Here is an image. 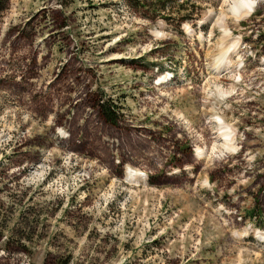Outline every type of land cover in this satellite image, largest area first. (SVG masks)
<instances>
[{"label": "rangeland", "instance_id": "rangeland-1", "mask_svg": "<svg viewBox=\"0 0 264 264\" xmlns=\"http://www.w3.org/2000/svg\"><path fill=\"white\" fill-rule=\"evenodd\" d=\"M155 1L0 0V264H264V0Z\"/></svg>", "mask_w": 264, "mask_h": 264}, {"label": "trees", "instance_id": "trees-1", "mask_svg": "<svg viewBox=\"0 0 264 264\" xmlns=\"http://www.w3.org/2000/svg\"><path fill=\"white\" fill-rule=\"evenodd\" d=\"M171 2L177 1V0H169ZM135 5H137V7H143L144 2H142V0H134ZM156 3H162V0H156ZM149 6V4H148ZM5 9V6L0 4V12L3 11ZM100 114L103 118V120L105 121V123L111 125V126H115L119 117V112L117 110V107L113 104V102L111 101H107L104 103H101L100 105Z\"/></svg>", "mask_w": 264, "mask_h": 264}, {"label": "bare ground", "instance_id": "bare-ground-1", "mask_svg": "<svg viewBox=\"0 0 264 264\" xmlns=\"http://www.w3.org/2000/svg\"><path fill=\"white\" fill-rule=\"evenodd\" d=\"M255 7H256V2L255 1H252L250 3L249 2L247 3V2L243 1V2H241L240 5L235 6L234 15L236 16V18H242V17L248 16L254 10ZM237 46L238 45L232 46L234 51L237 49ZM230 50H232V49H230ZM221 134L223 136H229V133H227L225 131H222ZM198 156L200 157V154ZM127 177L128 178H132L133 177L132 173H130V172L127 173Z\"/></svg>", "mask_w": 264, "mask_h": 264}]
</instances>
